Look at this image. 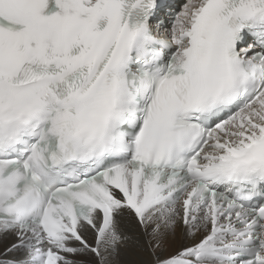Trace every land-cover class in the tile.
Masks as SVG:
<instances>
[{"label": "snow or ice", "instance_id": "6c2138e0", "mask_svg": "<svg viewBox=\"0 0 264 264\" xmlns=\"http://www.w3.org/2000/svg\"><path fill=\"white\" fill-rule=\"evenodd\" d=\"M174 7L0 0V264H264V0Z\"/></svg>", "mask_w": 264, "mask_h": 264}, {"label": "bare ground", "instance_id": "6f19581e", "mask_svg": "<svg viewBox=\"0 0 264 264\" xmlns=\"http://www.w3.org/2000/svg\"><path fill=\"white\" fill-rule=\"evenodd\" d=\"M124 230L131 237L132 232H128V222L124 221ZM138 235V233H137ZM203 233H197L195 237L186 232L185 227L182 223H178L175 229L169 231V235L164 243V254L165 255H173L180 250H182L185 246H191L194 242L198 241ZM11 236L4 237L0 236V248H2L3 243L12 240ZM87 239L90 243H95V236L93 233L87 234ZM147 240V237L143 238ZM74 246H78L74 245ZM147 246L145 245V248ZM70 259H75L77 264H98V258L93 254L89 253H80L75 257H69ZM151 257L149 256L147 250L143 251L139 256L135 254L133 250V246L131 241L129 243L122 246L119 255H114L110 258L111 264H132L133 261H138L140 259L148 260Z\"/></svg>", "mask_w": 264, "mask_h": 264}]
</instances>
